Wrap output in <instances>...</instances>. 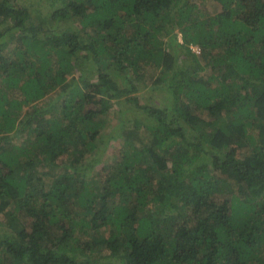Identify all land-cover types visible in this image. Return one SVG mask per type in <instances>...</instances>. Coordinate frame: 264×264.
Masks as SVG:
<instances>
[{"label": "trees", "instance_id": "16d2710c", "mask_svg": "<svg viewBox=\"0 0 264 264\" xmlns=\"http://www.w3.org/2000/svg\"><path fill=\"white\" fill-rule=\"evenodd\" d=\"M44 1L0 0V264H264V0Z\"/></svg>", "mask_w": 264, "mask_h": 264}, {"label": "rangeland", "instance_id": "374dc122", "mask_svg": "<svg viewBox=\"0 0 264 264\" xmlns=\"http://www.w3.org/2000/svg\"><path fill=\"white\" fill-rule=\"evenodd\" d=\"M19 5L24 6V9H26V13L30 14V17H32V20L36 23V24H41V25H45L46 24V30L54 28V31L56 32H61L64 30H67L68 26H69V22L75 21L74 18H71L70 21H66V22H54L52 20L49 19V7L47 5V3L44 0H18L17 2ZM199 9L204 11L205 13H209L214 11V8L211 7L210 3H202L199 5ZM194 51L198 52V48L197 47H192ZM148 73L150 72V70H147ZM150 74V73H149ZM144 86V85H143ZM159 90H156L155 87H153L152 85H149L147 87H143L140 89V91L138 93H136L138 96H140L141 98V102L145 105H159L162 100L161 97L158 93ZM162 104V103H161ZM115 110H111L110 112V116L112 115V113H115ZM130 124V123H128ZM107 127L110 126V128L108 130H106L104 132V134L110 133L111 131H113L114 134H118L119 130L117 129L119 127V123L116 119L113 118V120L111 121V123L106 125ZM108 135V134H107ZM112 142H109L106 145V152H105V156H104V161L106 163L109 162V155L113 154V145L114 143L111 144V146H109V144Z\"/></svg>", "mask_w": 264, "mask_h": 264}]
</instances>
